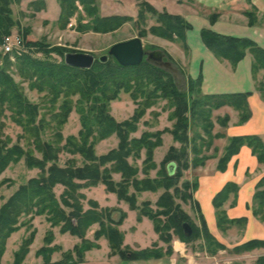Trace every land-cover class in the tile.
I'll list each match as a JSON object with an SVG mask.
<instances>
[{"label":"trees","instance_id":"obj_1","mask_svg":"<svg viewBox=\"0 0 264 264\" xmlns=\"http://www.w3.org/2000/svg\"><path fill=\"white\" fill-rule=\"evenodd\" d=\"M12 1L0 0V47L4 43L5 37L10 35L8 30L12 25V20L9 6ZM57 1L61 10L59 18L61 26H66L69 23L70 18L79 10L78 4L83 7L86 17L90 20L87 24L81 23L82 25H79L80 31H94L105 35V33L116 31L126 22L133 20L132 17L127 15L102 17L99 14L97 0ZM39 3L44 5L42 1ZM39 3L32 2L31 5ZM139 7L138 21L144 20L146 10L157 17L158 25L150 30L153 35L172 42L178 39L184 49L189 50L185 36L192 27L184 18L169 14L166 11L159 12L147 2H142ZM254 11L246 12L250 25L256 23V13ZM217 17L218 15L210 17L211 24L216 21ZM200 36L206 48L217 59H226L233 68H236L243 57L250 53L251 58H253L251 70L253 78L256 80V89L264 98V75L262 80L257 81L259 73L264 72L263 47L258 46L255 41L249 38L219 35L210 29L202 30ZM36 45L38 46V44L34 46ZM25 53V51L15 53L13 56L17 59V69L20 75L30 82L31 89L47 92V98L52 105L62 99L59 111L52 116V120L57 121L59 126L66 123L74 106L73 97L78 96L77 106L82 128L78 138H69L62 147L60 145L63 142V137L60 132L55 134L54 141L43 142L40 134L44 129L45 122L43 119L38 120L39 106L26 100L12 78L5 71H1L0 100L9 103L12 109L18 111V115L22 117L21 125L26 127L27 133L34 139L36 149L42 153V159H35L31 154H26L17 146L9 147L8 142L0 134V174L11 163L18 162L22 157H25L29 167H39L43 171L39 178L31 179L28 184L22 186L1 208V231L5 233L14 231L21 215L46 214L52 225H61L63 232H69L82 239L81 246L75 248L77 260L72 264L82 263L84 254L87 251L99 248L97 241L101 237H105L109 242L111 253L113 255L118 254L123 260H148L171 256L173 246H169L166 250L156 248V246L136 250L123 247L125 235L120 230V226L123 224L124 218L127 217L126 214H121L119 220L116 221L105 210H100L98 203L95 201H90V209L84 211L82 201L86 200V196L80 192V189L96 186L101 182L109 192L116 193L120 200L128 202L132 209H137L135 196L128 195L130 188H134L136 192H155L160 188L168 189L169 181L173 177V174L171 175L168 172V176H164L163 180H150L149 178L140 180L137 178V168L128 162L129 157L138 158L139 153L146 150L145 162L151 163L154 149L162 143L161 132H145L140 138H131L130 134L136 132L137 124L146 114L147 109L154 106L159 99L167 100L168 105L174 109L170 118L176 121L171 132L176 141L185 142L184 137L189 126V116L194 118L193 121L197 125H202L203 132L211 141V139H217L218 137L213 136L211 132L213 129L212 113L215 109L218 110L223 106L233 108L239 113L240 124L250 120V117H252L251 108L248 106L250 92L227 95L204 94L202 92V73L199 74L196 80L192 77L189 78L188 92H184L176 85L172 73L146 60L138 66L125 67L110 57L106 63L97 60L91 68L80 69L67 65L64 59L66 53L59 48H55L53 51H44L45 58L43 59H37ZM51 53L61 56L62 60H53L51 55L49 56ZM5 62L9 63V56L5 58ZM123 91L131 95V99L137 104V109L134 110L135 113L130 119L118 122L110 114L109 105ZM229 120L227 117L223 118L222 121L225 126ZM114 134L120 139L118 148L106 155L97 157L94 153L95 144ZM222 137V135H219L218 138ZM198 139L205 144L206 141L200 136H197L195 141ZM211 143L207 142L209 145ZM244 146L249 147L259 163L264 164V142L259 136H235L230 138L225 152L220 158L219 170L224 171L232 156L236 155ZM62 151L80 154L84 164L80 167L74 164H69L66 167L58 166L57 161ZM171 157L179 159L177 155L171 154ZM48 164L49 167L46 169ZM113 173L121 174L122 181L116 183L112 178ZM58 184L65 187L61 196V203L54 193V188ZM238 189V185L230 181L213 199L217 227L222 231H227L236 223L246 224L247 222L245 218L231 220L223 208L231 195L235 197L233 205L236 204ZM255 189L257 191L252 202L257 208L256 211L254 209L253 214L264 220V177L258 182ZM63 205L70 208L71 211L67 213ZM157 206L166 209L161 214L168 218V223L162 224L156 215L149 216L147 212L142 211H139L138 221H141L140 217L142 216H149L154 223L153 230L159 234L163 241L169 228H176L180 231L182 229L183 231V224L186 222L183 218L177 217L175 212L171 213L172 205L170 201L161 197ZM95 224H99L100 229L96 231L94 241L86 240L85 236L88 229ZM204 228L206 252L214 255L218 252L217 250L226 249L209 232L207 225ZM181 237L184 242L194 241L192 240L194 234L189 237L183 234ZM199 237L201 235L197 234V238ZM212 246L215 247V250H212ZM260 247H264V240L255 239L233 250L235 253L241 254ZM26 252L27 250L24 248L20 255L21 258L24 257ZM70 260H72L70 257H66L64 262H45L44 264H70L68 262ZM254 264H264V257L259 258Z\"/></svg>","mask_w":264,"mask_h":264},{"label":"rangeland","instance_id":"obj_2","mask_svg":"<svg viewBox=\"0 0 264 264\" xmlns=\"http://www.w3.org/2000/svg\"><path fill=\"white\" fill-rule=\"evenodd\" d=\"M41 1L44 5L39 3ZM45 1L47 8L43 0L33 1L39 3L34 5H31L32 2L28 3L27 0H25V2H22V0H13L9 6L12 25L10 26L8 33H10V35H21L23 37L26 52L25 54L32 55L37 59H43L45 58L44 51H53L55 48H59L60 50H63L64 53H90L95 56L97 61L101 56L107 55L108 51L114 44L139 37L143 42L145 51L162 50L165 53V60L170 61L178 71V73H172L177 83L176 85H178L182 91L188 92L190 76L187 73L188 67L186 64L189 52L184 49L182 43L178 41V39L172 42L155 36L150 32L151 28L157 26L158 23L157 17L151 14L148 10H146L144 20L138 21L137 14L140 10L139 6L144 1L134 3V0H97L99 14L101 16L103 15L102 17L108 14H115V16L125 14L133 18V20L126 22L116 31L105 33V35L94 31L85 32L79 30V25L81 23L87 24L90 20V18L86 17L83 7L79 4V10L70 18L69 23L66 26H61L59 22L61 10L58 1ZM44 10L45 14H43ZM167 41L172 43V45L174 44L173 46L176 48L178 47L177 49L185 50V58L182 57V54L179 51L174 52V47H172V45H168ZM32 44H38V46H34ZM6 55L7 54H5L0 47V73L2 70L5 71L19 87L26 100L39 106L38 120L43 119L45 122L44 129L40 134L41 140L43 142L54 141L55 134L60 132L63 137V142L60 145L62 147L67 143L69 138H78L82 128L77 106L78 96L73 97L74 106L66 123L60 126L57 125V121H53L52 116L58 113L62 99H60L58 103L52 105L47 98V92H39L35 89H31L30 82L25 80L17 69L16 57L10 54L7 55L9 56V63L7 64L5 62V58L7 57ZM50 55L53 60H62L61 56L56 53H51L49 56ZM6 64L8 65V68ZM169 73L171 72L169 71ZM263 75L264 72L259 73L257 81L262 80ZM197 78L193 79L196 80ZM131 98L132 97L129 93H125L123 91L119 94L116 100L110 103L109 112L116 119V121L124 122L134 115V110L137 109V104ZM173 110L174 109L168 105L167 100L159 99L154 106L147 109L146 114L137 124L136 132L130 134L131 138H140L143 133L145 134V132H161L162 143L154 149L151 157L152 162H145L147 157L146 150H142L139 153L138 158L133 156L128 158V162L133 165V167L137 168V178L140 180L145 178L158 181L163 180L164 176H168V166L171 163H174L175 170L171 181H169L168 189L160 188L155 192H136L134 188H130L128 195L135 196V206L137 207V209H132L128 202L120 200L116 193L109 192L106 186L100 182L96 186L80 189V192L86 196V200L82 201V205L84 211H87L90 209L89 202L95 201L98 203L100 210H105V212L110 214L112 219L116 221L119 220L121 214H126L127 217L124 218V222L121 226L123 231H126L124 232V235L125 233L128 235L127 243H132L134 240L145 243L144 241L148 242L149 240L143 238L141 234H136L135 232H132L131 234L129 231L130 226L133 224V219L128 217V213L124 211L123 207L126 206L128 210L134 211L137 214V217L139 211L144 213L147 212L149 216L156 215L162 224H165L168 223V218L165 217V215H162L161 212H164L166 209L157 206L158 200L163 197L170 201L172 205L171 213L175 212L177 217L183 218L186 223L191 225L194 232L192 233L194 234L192 239L194 241L189 242L192 244V250L198 251L204 248L205 251H207L204 240V227H206L207 223L199 210V205L195 201L194 196L200 187L198 179L203 174V168L209 164V161H211L212 158H219L217 163L218 172L225 173L227 171V168L224 171H220L218 166L220 158L223 156L226 146L232 137L227 139V144L225 145L223 154H221L220 157L218 155L220 153V145L218 141L219 139L227 138L224 130L228 127L229 122L225 126L222 121L223 118L227 117V115H220L215 119V109L212 113L213 129L211 132L213 136L219 137V135H222L223 137H217V139L214 138L210 141L205 132H203L204 130L202 129V125H197V123L193 121L194 118L189 116L188 130L186 136H183L185 138V142L180 143V141L175 140L173 134L171 133L176 122L170 118ZM228 117L227 119H229ZM21 121L22 117L18 115V111L16 109H12L9 103L1 102L0 100V134L2 135V138L8 142L9 147L17 146L26 154H31L35 159L41 160L42 153L36 149L34 139L29 133H27L26 127L21 125ZM261 133L262 136L260 137L264 142V133ZM197 136H200L204 141H206L205 144L202 143L200 139L195 141ZM119 142L120 139L116 134L111 135L109 138L95 144L94 153L97 157L106 155L110 151L117 149ZM207 142L212 143L209 145ZM112 146L115 147L110 148ZM242 148L236 155L232 156L230 161L241 153ZM171 154L177 155L180 160L173 159ZM57 164L60 167H66L69 164H74L77 167H80L84 164V161L80 154H74L70 151H62L59 154ZM228 164H230V162ZM48 167L49 164L46 166V169ZM42 174L43 171L39 167H29L26 163L25 157H22L18 162L11 163L0 174V210L22 186L28 184L31 179L39 178ZM112 178L116 183L122 181L121 174L113 173ZM64 190L65 187L61 184L56 185L54 188L55 196L60 203ZM63 208L67 213L71 211L70 208L64 205ZM256 208L257 207L253 203V213L254 209L256 211ZM149 216L140 217L141 221L146 218L152 222L154 227V223ZM255 217L264 222L260 216ZM234 225L238 227V230H240L244 228L246 224L236 223ZM61 227V225H52L46 214L39 215L36 213L21 215L18 219L16 229L10 233L1 231L0 226V264H44L45 262L59 263L64 262L66 257H70L72 259L68 261L70 264L74 263L77 260L75 248L81 246L82 239L69 232H63ZM144 227L145 226L142 228ZM99 229V224L92 225L86 233V240L93 242L95 239V233ZM133 230L135 229L133 228L132 231ZM183 231L182 229L180 231L176 228H169V230L166 231L167 236L164 241L161 240L159 234L156 233L158 235V240L155 241L150 248L156 246V248L166 250L169 246L173 245L175 240H184L181 237V235L184 234ZM197 234H200L201 237L197 238ZM103 239L106 238L101 237L97 241L99 248L87 251L84 254L83 262L79 264H83L86 257H88L89 260H91L90 263H92L95 256H107L110 245L108 244L109 242H105ZM102 240L104 245L103 248L101 246ZM200 246H202V248ZM123 247L136 250L131 246H126L125 239ZM24 248L27 252L24 257L21 258L20 255ZM211 248L212 250H215V247L212 246ZM257 249L263 250L264 252V247ZM257 249H254V251ZM217 251L219 252L220 250ZM87 253L89 254L87 255ZM228 253L230 255L239 254L235 253L234 250ZM108 256L112 257L119 255H113L110 248ZM261 257H264V254L259 258ZM256 261H254V263Z\"/></svg>","mask_w":264,"mask_h":264},{"label":"crops","instance_id":"obj_3","mask_svg":"<svg viewBox=\"0 0 264 264\" xmlns=\"http://www.w3.org/2000/svg\"><path fill=\"white\" fill-rule=\"evenodd\" d=\"M37 0H27L28 3ZM45 6L47 8L46 1ZM144 1L152 5L160 12L166 11L172 15H178L184 18L191 30L187 32L186 41L188 45V75L197 78L200 73L203 75L202 92L204 94H235L250 92L249 105L252 117L244 123L239 124V113L231 107L223 106L215 111L217 116H224L230 119L228 127L224 130L227 138L219 139V157L223 154L227 139L235 136L257 135L264 133V98L256 89V80L252 75L253 58L248 53L241 60L236 68H233L229 61L219 60L204 45L201 32L204 29H210L219 35L231 36L237 38H249L255 41L258 46L264 48V0H134ZM25 2V0H22ZM46 10V9H45ZM45 10L43 14H45ZM256 13L255 25L249 24L246 12ZM115 14H108L110 16ZM123 15V14H120ZM125 15V14H124ZM212 15H218L216 21H210ZM103 16V15H102ZM128 16V15H127ZM168 45L172 43L168 42ZM174 45V44H173ZM174 52L179 51L185 58V50H179L173 46ZM163 117V116H162ZM164 125V124H163ZM162 125V127H163ZM218 125V124H217ZM163 129V128H161ZM261 138V137H260ZM262 139V138H261ZM116 146V145H115ZM112 146L110 148H114ZM108 151V150H107ZM219 159V158H218ZM217 158H212L209 164L203 169V174L199 177L200 187L194 196L199 205V210L204 217L209 232L217 239L226 250H220L217 254L211 255L202 249L193 251L191 243H185L179 240L173 242V254L159 259L148 260H123L119 256H95L92 260L86 257L83 264H253L260 256L264 254L263 250H253L243 254L230 255L228 252L235 247L243 245L251 240H264V222L257 219L253 213V197L256 193L258 182L264 177V164L259 163L252 150L244 146L241 153L235 156L228 164L227 171L220 173L217 170ZM119 181V180H117ZM234 182L240 189L237 195L236 204L232 205L234 195H231L229 201L224 205L226 215L231 220L247 219L244 228L238 230V227L232 225L226 232H222L217 227L216 209L213 205V199L220 190L227 184ZM106 197V195H105ZM97 200V199H95ZM98 201V200H97ZM123 205V204H122ZM121 205V206H122ZM124 206V205H123ZM124 211L128 217L133 219L130 226V232L141 234L143 238L149 240L141 243L134 240L127 243L128 235L125 233V245L135 249L150 248L158 240L153 224L150 220L144 218L137 221V214L128 210L126 206ZM145 226L144 228H142ZM148 227V229H147ZM135 229L132 231V229ZM121 230L122 226H121ZM126 232V231H123ZM148 232V233H147ZM108 242L106 239H103ZM103 240L101 246L103 248ZM109 246V245H108ZM101 248V249H102ZM107 249V248H106ZM230 250V251H229ZM90 253V252H89ZM87 253V255L89 254Z\"/></svg>","mask_w":264,"mask_h":264},{"label":"water","instance_id":"obj_4","mask_svg":"<svg viewBox=\"0 0 264 264\" xmlns=\"http://www.w3.org/2000/svg\"><path fill=\"white\" fill-rule=\"evenodd\" d=\"M112 57L117 63L122 66H138L142 61L146 60L161 68H164L171 73H178L177 69L170 61L165 60V53L162 50L145 51L142 40L139 37L132 38L127 41H122L114 44L107 55L101 56L98 60L101 62L108 61ZM96 61L95 56L85 52H69L65 54V63L69 66L89 69ZM175 164L171 163L168 166L169 174H174ZM185 236L189 237L193 233V229L189 223L183 224Z\"/></svg>","mask_w":264,"mask_h":264},{"label":"built area","instance_id":"obj_5","mask_svg":"<svg viewBox=\"0 0 264 264\" xmlns=\"http://www.w3.org/2000/svg\"><path fill=\"white\" fill-rule=\"evenodd\" d=\"M1 48L5 54L22 53L25 51L24 39L21 35H8Z\"/></svg>","mask_w":264,"mask_h":264}]
</instances>
